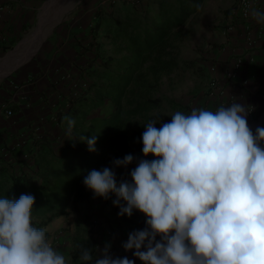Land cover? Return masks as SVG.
Wrapping results in <instances>:
<instances>
[{"label":"clouds","instance_id":"1","mask_svg":"<svg viewBox=\"0 0 264 264\" xmlns=\"http://www.w3.org/2000/svg\"><path fill=\"white\" fill-rule=\"evenodd\" d=\"M247 114L238 102L176 111L160 128L144 125L142 152L155 159H140L131 181L118 183L109 167L84 177L94 197L115 195L119 216L145 214L146 227L128 234L125 251L144 264H264V127L253 133ZM87 142L95 151L96 137ZM34 203L31 194L0 197V264H69L49 239L53 229L34 226ZM110 247L95 259L83 247L80 264H135Z\"/></svg>","mask_w":264,"mask_h":264},{"label":"trees","instance_id":"2","mask_svg":"<svg viewBox=\"0 0 264 264\" xmlns=\"http://www.w3.org/2000/svg\"><path fill=\"white\" fill-rule=\"evenodd\" d=\"M154 1L155 8L143 0L131 6L124 17L117 16L111 4H101L102 9L95 16L97 25L92 31V37L96 38L93 45L107 18L105 27L113 48L102 54L96 66L86 67L85 71L80 68L75 90L67 97L63 116L73 126L75 141L58 143L55 136H39L35 139L38 150L30 171L17 172L11 164H0V197L18 199L21 194L33 195L34 226H47L66 214L72 204L92 196L83 183L84 177L91 170H102L127 155L142 135L143 128L137 118L169 122L171 118L164 114L149 115L164 101L182 111L191 109L175 101L151 97L147 91L152 90L151 85L163 73L180 67V62L170 54L173 41L205 0ZM98 53L97 48V56ZM86 72L101 81L87 82L83 78ZM108 101L114 104L110 114L94 113ZM53 122L49 128L61 129L59 122ZM92 137H96L95 151H89L87 142ZM23 163L29 165L26 160Z\"/></svg>","mask_w":264,"mask_h":264},{"label":"crops","instance_id":"3","mask_svg":"<svg viewBox=\"0 0 264 264\" xmlns=\"http://www.w3.org/2000/svg\"><path fill=\"white\" fill-rule=\"evenodd\" d=\"M37 2L39 0H0V45L12 46L13 40L19 35V30L35 20L27 6L29 4L32 7ZM261 16H264V0H259L249 19L237 18L234 25L228 18L224 21V31L216 38L217 47L212 46L214 48L211 50L212 53L218 54L217 75L222 78L224 94L209 96L205 90L199 101L193 104V108L214 111L220 106L238 102L247 109V113L251 109L253 111V116L247 114V122L253 133L257 127H264V19ZM73 21L71 22L78 23L82 20L75 17ZM81 23L77 29H81L82 33L76 30L71 33V30H68L66 40L69 41L68 47L71 53L60 46L62 40L57 42L53 40L35 56L33 55L26 66L0 84V164H11L17 172L30 171L34 167L33 156L38 150L35 139L41 136L54 137L52 133L45 132L46 127L54 123L56 115L65 111L67 97L74 92V84L81 76L80 68L97 65V44L93 45L92 33L89 39L81 40L80 36L89 30V21ZM246 23L251 26L253 37L251 43L246 38ZM236 58H241L242 64L236 70L235 77L227 80L224 77L225 71L231 68ZM81 64L83 66H80ZM9 109L13 111L11 115L7 113ZM53 131L55 134L58 133L56 129ZM24 160L29 165L24 164ZM76 204H72L66 214L56 217L45 226L53 229L49 236L59 231L65 234L68 230L74 229L72 213ZM108 209L111 211L107 212L105 219H102L106 232L99 235L103 241L97 244L98 251L94 259L102 258L99 249L102 251L110 244L109 252L114 258L127 256L133 259L135 264H144L133 256L134 249L125 251L122 244L127 241L130 232L143 230L146 227L145 214L134 210L131 217L119 216L121 228L113 226L109 229L108 227L113 224L106 220L115 219L116 214L113 212L115 209L110 205ZM98 220L101 221V218L98 217ZM65 256L69 264H72L71 257ZM78 263L75 261L74 264Z\"/></svg>","mask_w":264,"mask_h":264},{"label":"rangeland","instance_id":"4","mask_svg":"<svg viewBox=\"0 0 264 264\" xmlns=\"http://www.w3.org/2000/svg\"><path fill=\"white\" fill-rule=\"evenodd\" d=\"M48 1L49 0H39V2L32 5V7L28 4L27 7L30 9V15L32 14L35 20L30 21L19 30V35L16 40H13L12 46H6L5 44L0 45V72L1 70L4 71V68H6L5 66L10 63L9 61L11 59L14 60V58H21L20 54L29 48L27 43L25 45V43L23 44L22 42L28 40L37 30L40 15ZM148 1V6H151L152 8L156 7L154 0ZM106 2L107 0H54L50 8L42 14V21L40 22V26L43 29L50 24H54V26H52L49 34L43 39L34 56L39 50L47 44L49 45L53 40L56 42L62 40L60 46H63L68 53H71L70 48L68 47L69 41L66 40L68 30L70 29L71 33L74 30L82 33L83 31L77 28L81 26V22L89 21V30L84 32L83 35H80L81 40L89 38L93 29L97 25L98 18L95 19V16L97 12L102 9V7H100L101 4H106ZM237 2L238 0L204 1L200 10L191 16L187 24L181 28L179 37L173 41L174 47L171 49L170 54L180 62V67L173 71L163 73L159 80L151 85L152 90L147 91L149 96L175 101L183 106L194 109V102L199 101L203 95V91L205 92V90H207L211 77L217 75V62L219 61L218 54L212 53L211 50L214 48L212 46L217 47L218 40L216 38L224 31L223 27L225 26L223 23L229 17L231 9L237 4ZM136 4L137 2L124 0L111 5L117 16L124 17L130 10L131 6ZM75 17L80 18L82 21L72 23L74 22L73 19ZM103 22L104 28L98 33V39L96 41L99 50L97 56L98 62L101 61V56L105 51L113 48L110 37L107 35V28L105 27L108 24V19L105 18ZM93 38H95V36ZM58 47L59 46H57V48ZM12 52L13 54H11ZM68 57H70V54H68ZM31 60L32 57L20 65L17 64L13 66L11 70L16 66L17 67L8 75L0 77V84L15 74L20 68L26 66ZM80 66H83V64ZM77 67H79V65H77ZM85 69L86 67H84L83 70L85 71ZM83 78L86 79L87 82L101 81L100 78L98 79L96 76H92L88 72L83 75ZM113 109L114 104L108 101L105 106L95 110L94 113L97 112L106 115L110 114ZM176 111H181L185 114H189L190 112V110L182 111L173 107L171 103L164 101L161 106L150 111L149 115L156 116L158 114H164L166 117L172 119L171 115ZM63 115L64 112H60L56 115L59 119L57 121L55 120V122H59L61 128L59 129L56 126L57 134L53 131L54 127L49 128V126L46 127L45 132H51L52 130V133L55 136L54 139L58 143L65 141L73 142L75 141L73 126L67 122V119ZM136 120L142 125L143 133L145 130L144 125L149 122L145 121L144 117H139ZM156 122L155 126L157 128H160L163 123H166L161 120H156ZM132 127L140 128L137 125H132ZM142 148L143 142L141 135V137L135 141L128 150L127 154H132L134 157V160L130 164L127 166H116L113 163H109L107 165V167L111 168L116 173L118 183L120 181H131L130 172L138 166L140 159H155L152 154L145 157ZM88 190L91 191L92 196L88 199L77 202L75 210H73L72 219L73 222H75L74 229L68 230L65 234L59 231L53 234V236H49V239H51L55 247H57L64 255L71 257L72 264H74L75 261L79 262V253L83 247L93 249L94 257H96L95 254H97L98 251L97 244H100L103 241L99 235L106 232V226L103 225L104 220L102 219H105L107 217V212L111 211L108 209L109 205L115 209L113 212L116 214V218L113 220H106L108 223L111 224L112 222L113 224L108 228L110 229L113 226L118 229L121 228V222L118 221L119 210L117 209L119 207L113 204V200L116 199L115 195L112 194L108 199L94 197L92 190ZM98 217L101 218V221L98 220ZM100 229H103L104 231ZM101 254L102 251L99 249V255Z\"/></svg>","mask_w":264,"mask_h":264},{"label":"built area","instance_id":"5","mask_svg":"<svg viewBox=\"0 0 264 264\" xmlns=\"http://www.w3.org/2000/svg\"><path fill=\"white\" fill-rule=\"evenodd\" d=\"M118 1H124V0H107V3L113 4ZM127 1H133V2H137V4H140L143 0H127ZM258 4H259V0H238L237 5L230 11V14L228 17L229 22L232 25H234L233 23L237 18H241L243 20L249 19L253 9ZM245 33H246L247 41L251 43L253 40V37H252L251 26L249 23L245 24ZM241 64H242V59L236 58L233 61L231 68L225 71L224 77L227 80H232L235 77L236 70L241 66ZM207 94L209 96H218V95L224 94V88L222 86V78L220 75H213L211 77L208 83ZM7 113L11 115L13 111L9 109ZM248 115L253 116L252 109L248 111Z\"/></svg>","mask_w":264,"mask_h":264},{"label":"bare ground","instance_id":"6","mask_svg":"<svg viewBox=\"0 0 264 264\" xmlns=\"http://www.w3.org/2000/svg\"><path fill=\"white\" fill-rule=\"evenodd\" d=\"M52 26H54V24H50L47 27L45 26L44 29L40 26L38 28V30H36L35 33L28 40H25V42H23V44L25 43V45H26V43H27V46H29V48L26 51H24L22 54H20L21 58H14L12 56L14 58V60L11 59L9 61L10 63H8V65L5 66L6 68H4V71L1 70L0 77H2L5 73H7L9 70H11V68L13 66H15L17 64L19 65L20 62L22 63V62L30 59L31 56L35 53V51L40 47L43 39L49 34V32L51 31ZM11 54H13V52Z\"/></svg>","mask_w":264,"mask_h":264},{"label":"water","instance_id":"7","mask_svg":"<svg viewBox=\"0 0 264 264\" xmlns=\"http://www.w3.org/2000/svg\"><path fill=\"white\" fill-rule=\"evenodd\" d=\"M54 2V0H49L48 2H47V4H46V6H45V8H44V10L42 11V13H41V15H40V19H39V25H38V27H37V30H38V28L40 27V22L42 21V14H44V11H47L49 8H50V6H51V4ZM24 42V41H23ZM22 42V43H23ZM37 51V50H36ZM36 51H35V53H36ZM34 53V54H35ZM33 54V55H34ZM33 55L31 56V57H33ZM29 60V59H28ZM28 60H26V61H28ZM26 61H24V62H26ZM24 62H22V63H24ZM22 63H20V64H22ZM19 64V65H20ZM17 67V66H16ZM16 67H14L12 70H14ZM12 70H9L7 73H5L4 74V76H6V75H8L10 72H12Z\"/></svg>","mask_w":264,"mask_h":264}]
</instances>
